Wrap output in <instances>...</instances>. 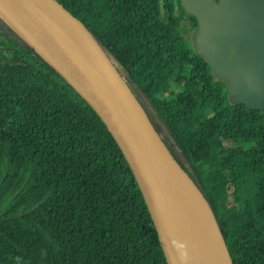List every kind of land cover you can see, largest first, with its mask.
Returning a JSON list of instances; mask_svg holds the SVG:
<instances>
[{"label": "trees", "instance_id": "16d2710c", "mask_svg": "<svg viewBox=\"0 0 264 264\" xmlns=\"http://www.w3.org/2000/svg\"><path fill=\"white\" fill-rule=\"evenodd\" d=\"M56 1L84 23L147 99L140 101L158 133L183 152L189 168L168 146L212 207L233 263L264 264V117L231 104L195 45L198 22L182 0ZM211 124L226 145L218 151L197 141L214 134ZM0 264H167L104 122L1 16Z\"/></svg>", "mask_w": 264, "mask_h": 264}, {"label": "water", "instance_id": "95a60500", "mask_svg": "<svg viewBox=\"0 0 264 264\" xmlns=\"http://www.w3.org/2000/svg\"><path fill=\"white\" fill-rule=\"evenodd\" d=\"M198 22L194 42L230 102L264 117V0H182ZM0 16L93 108L140 188L167 264H200L176 185L205 215L221 264H234L208 200L156 130L139 91L89 29L56 0H0Z\"/></svg>", "mask_w": 264, "mask_h": 264}, {"label": "bare ground", "instance_id": "6f19581e", "mask_svg": "<svg viewBox=\"0 0 264 264\" xmlns=\"http://www.w3.org/2000/svg\"><path fill=\"white\" fill-rule=\"evenodd\" d=\"M176 189L200 249V264H221L219 249L207 226L203 210L190 198V191L184 183L178 181Z\"/></svg>", "mask_w": 264, "mask_h": 264}, {"label": "rangeland", "instance_id": "374dc122", "mask_svg": "<svg viewBox=\"0 0 264 264\" xmlns=\"http://www.w3.org/2000/svg\"><path fill=\"white\" fill-rule=\"evenodd\" d=\"M171 88L176 93H180V92L181 93H184V91H185V89H183L181 91H178L174 82H172ZM185 95H187V94H185ZM188 98H189V101H192L190 97H188ZM140 100L144 104H147V105L149 104L148 101H147V99L142 94H140ZM212 114H213V111L212 110L207 111V116L208 117H211ZM209 127H210V130H212V132L214 134L211 135V136H209V137H207V136H205L204 133L200 132V133L197 134V141L198 142H202V143L206 142V144L213 146V148H210V149H214L216 151L225 148L226 145L222 142V132H221V129L219 128V126L211 124V125H209ZM161 137L165 141L168 142V145L167 146H169L170 148L173 149V151L175 152V156H177L180 159V161L182 162V164L186 168H189V165H188V162L186 160L185 155L183 154V152L180 149H178V147H176V144L173 141V139L168 134H166V133L162 134ZM167 142H166V144H167ZM211 146H208V147H211Z\"/></svg>", "mask_w": 264, "mask_h": 264}, {"label": "flooded vegetation", "instance_id": "af4514ba", "mask_svg": "<svg viewBox=\"0 0 264 264\" xmlns=\"http://www.w3.org/2000/svg\"><path fill=\"white\" fill-rule=\"evenodd\" d=\"M134 88V87H133ZM138 97H140V94H138Z\"/></svg>", "mask_w": 264, "mask_h": 264}]
</instances>
